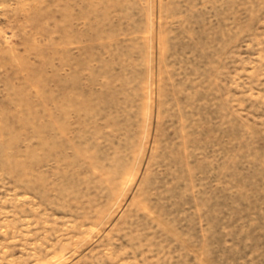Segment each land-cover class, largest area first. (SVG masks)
I'll return each mask as SVG.
<instances>
[{"label": "rangeland", "instance_id": "1", "mask_svg": "<svg viewBox=\"0 0 264 264\" xmlns=\"http://www.w3.org/2000/svg\"><path fill=\"white\" fill-rule=\"evenodd\" d=\"M0 264H264V0H0Z\"/></svg>", "mask_w": 264, "mask_h": 264}]
</instances>
